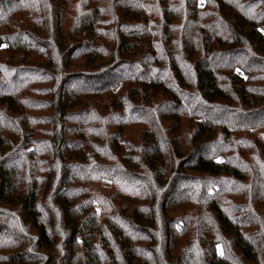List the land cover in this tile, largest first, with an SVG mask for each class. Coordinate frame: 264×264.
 I'll return each mask as SVG.
<instances>
[{"label":"trees","instance_id":"1","mask_svg":"<svg viewBox=\"0 0 264 264\" xmlns=\"http://www.w3.org/2000/svg\"><path fill=\"white\" fill-rule=\"evenodd\" d=\"M155 6L0 0V264H264V0Z\"/></svg>","mask_w":264,"mask_h":264},{"label":"rangeland","instance_id":"2","mask_svg":"<svg viewBox=\"0 0 264 264\" xmlns=\"http://www.w3.org/2000/svg\"><path fill=\"white\" fill-rule=\"evenodd\" d=\"M148 3H149V6L150 7H152L153 9H155L156 8V6H155V0H148ZM152 11H154V10H152ZM150 14L152 15V12L150 11ZM157 21V20H156ZM157 27V26H156ZM158 28V27H157ZM156 28V29H157ZM105 184H107L106 182H105Z\"/></svg>","mask_w":264,"mask_h":264}]
</instances>
